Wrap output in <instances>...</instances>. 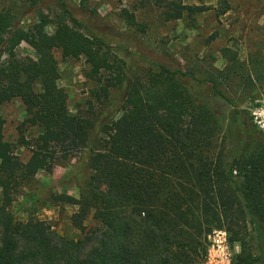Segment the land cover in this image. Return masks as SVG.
Listing matches in <instances>:
<instances>
[{
	"label": "trees",
	"instance_id": "trees-1",
	"mask_svg": "<svg viewBox=\"0 0 264 264\" xmlns=\"http://www.w3.org/2000/svg\"><path fill=\"white\" fill-rule=\"evenodd\" d=\"M169 6L168 20L209 8L177 1ZM37 14L38 21L23 28L20 16L0 9V105L19 99L25 111L21 125L39 129L32 139L5 140L0 113V264H200L207 235L224 226L230 241L240 245L235 264H264V133L247 111L217 85L216 94L232 106L229 114L198 100L186 81L192 72L180 68L161 66L143 80L125 78L123 59H110L103 39L87 35L66 8L54 20ZM121 16L137 24L134 13L123 9ZM22 42L36 57L16 54ZM55 49L63 58L85 57L87 74L97 82L91 90L96 99H107L116 87L123 93L96 146L92 120L69 111L68 95L57 83ZM223 51L244 96L256 97L264 89V73L257 72L263 80L254 86L235 53ZM17 145L29 148L26 162L16 154ZM85 149L90 173L79 197L48 186L30 190L36 200L77 206L71 224L82 236L64 237L34 215L16 219L9 209L15 189L24 181L29 185L39 170L49 172L58 158Z\"/></svg>",
	"mask_w": 264,
	"mask_h": 264
},
{
	"label": "rangeland",
	"instance_id": "rangeland-1",
	"mask_svg": "<svg viewBox=\"0 0 264 264\" xmlns=\"http://www.w3.org/2000/svg\"><path fill=\"white\" fill-rule=\"evenodd\" d=\"M171 1L209 8L168 20L166 12L171 8ZM2 8H9L17 17L20 16L18 25L23 28L38 21L39 11L54 20L66 8L80 22L87 35H97L103 39L110 59H123L125 78L143 80L149 71H158L161 66L190 71L193 77H187L186 81L191 92L198 100L213 104L222 113L229 114L232 106L216 94V85L234 99L240 109L247 111L251 122L250 108L264 97V89L254 98L244 96L240 76L238 72L230 71L232 59L223 51L229 49L235 53L238 62L244 65L243 70L252 73L254 86H261L263 79L259 80L256 74L264 73V0H36L35 3L30 0H0ZM123 9L134 13L136 25H130L121 16ZM53 28L52 22L45 30L52 33ZM15 52L18 56L36 57L35 50L25 42L20 43ZM54 55L58 61L57 83L68 95V109L71 113L92 120L90 136L92 142L96 141V146L99 139L105 138L103 127L109 112L120 109L123 93L116 87L110 90L107 99H96L91 95V90L97 87V82L87 74L89 65L85 57L63 58L59 49L54 50ZM2 60L3 56L0 62ZM227 72H230L228 79H220L219 75ZM103 74L108 75L107 72ZM212 76L216 77L215 83L210 82ZM0 113L5 119V140L15 143L22 135L32 139L38 134L37 127L21 125L25 111L19 99L0 105ZM227 143L232 145L233 142ZM16 154L26 162L31 152L29 148L17 145ZM88 155L89 150L85 149L69 157L58 158L49 172L41 169L29 185L25 181L21 183L15 189L9 206L15 218L26 220L29 215H34L50 224L60 235L80 238V230L71 224V215L77 206L36 200L30 190L34 185L48 186L55 193L79 197L90 173ZM92 224L89 217L86 226ZM217 229L227 231L225 226L213 228L212 231ZM249 229L247 227V234L250 233ZM212 231L207 235V244ZM227 233L235 264L234 257L240 251V245L238 241L231 242L230 233ZM206 252L200 264H203Z\"/></svg>",
	"mask_w": 264,
	"mask_h": 264
},
{
	"label": "built area",
	"instance_id": "built-area-1",
	"mask_svg": "<svg viewBox=\"0 0 264 264\" xmlns=\"http://www.w3.org/2000/svg\"><path fill=\"white\" fill-rule=\"evenodd\" d=\"M250 116L255 127L264 133V97L258 99L250 108ZM203 264H234L226 230H213L208 236Z\"/></svg>",
	"mask_w": 264,
	"mask_h": 264
}]
</instances>
